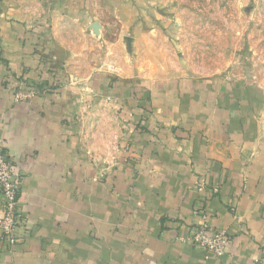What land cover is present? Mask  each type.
<instances>
[{"label":"crops","instance_id":"crops-1","mask_svg":"<svg viewBox=\"0 0 264 264\" xmlns=\"http://www.w3.org/2000/svg\"><path fill=\"white\" fill-rule=\"evenodd\" d=\"M132 3L0 0V145L22 220L0 264H264V89L231 75L144 83L94 58L76 73L84 48L59 39L62 20L95 44L112 5L138 30ZM94 101L115 124L95 136ZM198 204L230 237L220 258L178 241Z\"/></svg>","mask_w":264,"mask_h":264},{"label":"rangeland","instance_id":"rangeland-1","mask_svg":"<svg viewBox=\"0 0 264 264\" xmlns=\"http://www.w3.org/2000/svg\"><path fill=\"white\" fill-rule=\"evenodd\" d=\"M132 2L131 14L140 15L141 25L137 27L140 32L135 30L136 25H132L133 20L124 14L122 6L112 5L104 11L107 15L101 23L106 32L97 37L98 44H92L86 36L69 38L71 26L62 20V31L67 35L59 39L70 41L78 49L84 48L74 62L78 75L86 72L84 61L94 58L96 63H106V72L116 66L127 67L143 76L144 83L231 75L232 79L252 82L253 87L264 89V0ZM50 19L40 21L46 30ZM90 28L96 34L95 26ZM85 48H90L91 53H85ZM62 64L67 66L68 58ZM101 107V103L94 101V136L98 132L103 134L108 124L115 126L113 116L95 114V109Z\"/></svg>","mask_w":264,"mask_h":264},{"label":"built area","instance_id":"built-area-1","mask_svg":"<svg viewBox=\"0 0 264 264\" xmlns=\"http://www.w3.org/2000/svg\"><path fill=\"white\" fill-rule=\"evenodd\" d=\"M14 160L0 145V193L3 198V209L0 212V246L12 250L17 244L16 229L21 226V213L18 201L20 180L15 176ZM198 187L203 184L199 182ZM213 193L217 188L212 189ZM196 219L188 229L185 237L179 236L178 241L194 248L203 250L206 254L220 258L230 247V237L224 230L214 228L202 205H196L192 212Z\"/></svg>","mask_w":264,"mask_h":264}]
</instances>
